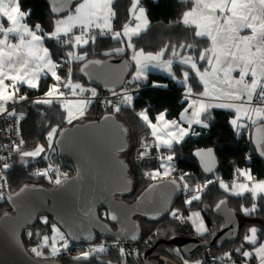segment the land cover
<instances>
[{
  "label": "snow or ice",
  "instance_id": "1",
  "mask_svg": "<svg viewBox=\"0 0 264 264\" xmlns=\"http://www.w3.org/2000/svg\"><path fill=\"white\" fill-rule=\"evenodd\" d=\"M142 2L127 0L121 20L120 0H67L66 7L50 8L52 15L45 30L41 23H31L33 13L24 0H0V120L5 122V127L0 128V136L14 133L18 137L0 142V150L7 153L0 154V200L5 199V189L12 190L9 176L15 163L19 161L27 166V158L48 161L49 156L42 154L55 151L58 137L64 135L62 125L82 121L93 104L105 107L108 113L105 120L131 109L141 122L144 138L138 144L129 145L128 129L123 128L125 142L117 147L118 154H125L118 159L129 182L137 174L152 181L173 176L170 183L185 194L186 207L201 202L202 194L215 183L213 179H205L193 186L189 183V173H182L178 178L173 175L174 148L186 137L200 134L194 125L208 128L211 110L225 109L233 113L229 124L236 136H243L244 130L257 126V130H264V0H177L183 7L168 22V27L179 30L182 38L171 33L168 41L156 51L137 47L139 38L151 26ZM102 40H110L116 45L111 51L104 52V56H126L130 50L132 55L128 59L134 64L130 79L119 89H108L110 98L104 99L99 98L95 87L75 82L73 71L76 62H83L90 54H95V46ZM47 41L54 42L60 51H54ZM91 63L99 66L101 61ZM87 67L85 64L81 71ZM65 68L67 75H62ZM150 69H159L184 89L182 103L186 106L179 120L167 119V110L154 117L148 108L136 111L135 92L142 87V81L147 80ZM42 84L46 87L42 98L31 100L29 93L33 90L38 93ZM152 86L166 88L168 85L154 82ZM24 102L44 106V111L38 109V113L45 118L48 110L57 112L58 122L49 120L47 125V146L37 144L33 150H23L26 141L21 122L26 116H17V111ZM250 139L255 151L264 158V138L259 143L255 138ZM134 151L136 155L129 162L127 158L132 157ZM193 155L204 162L205 173L213 172L215 160L211 148L198 149ZM247 159L251 160V156ZM146 160L150 162L145 163ZM34 175L46 178L56 186H61L67 179V173H60V169L51 163ZM218 188L227 196L249 201L250 206L244 202L240 204L239 211L244 217L264 214L258 203L264 201V179H258L250 168L236 167L231 183L220 179ZM26 191L28 186L21 188L17 196ZM7 199L10 203L16 202L12 196ZM224 203L225 200H220L216 208ZM91 211L94 209L85 214ZM169 214L174 220L183 222L201 217L199 211L184 217L179 209H169ZM105 216L117 220L110 209H106ZM38 222L50 228V235H43L40 243L31 247L30 252L35 257L50 259L70 253L71 241L79 237L66 233L61 220L50 223V218L45 215ZM195 230L201 235L208 231L202 221ZM27 235L31 239L34 234L29 230ZM84 239L88 245L73 258V264H92L93 261L105 264L103 254L110 248L118 252L117 264H130V257L140 256L137 249L124 246L119 237L110 246L104 242L93 243L92 236ZM129 239L136 241L138 237L132 235ZM151 240L149 237L145 245L149 246ZM44 250H47V256ZM241 257L240 264H264V228L249 227L239 247L234 252L225 251L222 256H214L212 264L217 261L237 264ZM181 259L183 264H207L206 260H193L191 256L181 255ZM107 264L112 261L108 260ZM135 264H139L138 259Z\"/></svg>",
  "mask_w": 264,
  "mask_h": 264
},
{
  "label": "trees",
  "instance_id": "2",
  "mask_svg": "<svg viewBox=\"0 0 264 264\" xmlns=\"http://www.w3.org/2000/svg\"><path fill=\"white\" fill-rule=\"evenodd\" d=\"M26 7L32 10V16L30 18L31 23H41L45 30L49 26V17L52 13L49 10L48 3L44 0H24ZM127 0H120L119 10L121 15V20L123 18ZM142 6L147 9L151 26L150 29L142 34L139 38L137 47L143 48L146 51H156L168 41L169 35L171 33H176V38H182L179 30L171 29L168 27V22L173 20L177 14L180 12L183 5L178 4L177 0H143ZM119 27V25H117ZM47 45L52 46L53 50L59 52L60 49L55 46V43L52 41H47ZM116 45H114L110 40H102L95 46V54H90L87 58L89 59H100L105 60L109 58H121L124 59L129 65L130 71L133 72L134 66L128 57L132 55V52L129 50L127 55L119 56H104L103 53L106 51H111ZM86 61V60H85ZM84 62V61H83ZM83 62H76L74 65V76L76 78L75 82H80L86 87H91L88 85L87 80L81 74L79 67ZM68 69L65 68L62 72V75H67ZM127 78H130L128 74ZM182 78V77H180ZM167 84L166 88H156L153 87V83ZM143 89L141 90L139 96L135 98L136 111H141L145 108L150 110V115L154 117L157 113L167 110V119H177L179 118L183 108L186 106L185 103H182L183 99L181 93L184 89L177 84L175 81H172L166 75L161 74H149L147 83L142 84ZM100 95H107L100 88L95 87ZM46 90V87L43 86L40 91L37 93L35 90L29 93L30 99L43 95V91ZM44 111V106H33L28 102H24L22 106H18L17 116L24 115L26 118L21 122L23 138L26 141V146L23 150H28L30 148H35L37 144H44L47 146V141L45 139L47 134V125L49 120L53 122H58V114L54 110H48L47 118L38 113ZM108 114L107 111L100 109L98 104H93L88 109V114L86 118L78 122H87L93 121L101 116ZM115 118L121 122L125 127L128 128V142L130 144L139 142L140 139L144 138L145 132L141 126L133 111L131 109H126L119 114L114 115ZM211 120L209 121L208 128H200L194 126L195 131L200 133L199 135H193L185 138V141L176 145L174 148L175 151V169L182 170L183 172L195 173L199 179L203 182L205 179H213L215 183L210 186L202 194L201 202H194L191 207H186L184 205L185 195L183 194L177 201H175L170 209H179L184 217L190 216L192 212L199 211L201 213L200 219L204 223L206 229L208 230L204 235L196 234L193 226L192 220L183 222L174 220L170 214L164 216L160 221H149L146 219L138 220L141 227L143 228V234L140 238V243L135 245L139 253L145 252L151 249L156 243L157 239L161 237L163 240H167L172 235L178 236H199L202 240H209L210 235L218 230L222 225V220L213 215L214 206L222 199H226L229 208H231L238 220H239V231L237 238L233 242L223 244L219 249L213 247L206 251H198L192 259H202L206 260L207 264L209 263V257L211 256H220L225 251H233L236 247L242 243L243 235L247 232V229L251 226H256L258 228H264V214L254 215L252 217H244L239 211L241 202H244L247 206H250L248 200H242V198L230 197L227 194L223 193L222 190L218 188V183L220 179L224 181L231 178L234 174L236 167L240 168H250L253 174L258 179H264V162L256 155L253 146L249 140L243 136H236L232 127L229 124V120L232 118L233 113L228 110L222 109H212L211 110ZM70 126L68 124H63L62 127ZM149 140L151 138L149 137ZM212 148L216 155L219 168L215 174L204 175L196 162L192 157V151L195 149H206ZM56 150L54 152L44 153L43 155H48L49 158L55 159ZM42 155V156H43ZM125 154L121 153L119 156H124ZM136 152L132 153V157H128V161L131 162L132 158L135 157ZM251 156V160H248L247 157ZM28 159V158H27ZM150 161H145L149 163ZM62 173H67V177L72 176L74 173V168L67 162L58 161ZM158 163V162H156ZM44 169L43 161L40 158L36 160L28 159V165L25 166L22 162L17 161L15 167L12 170L9 181L12 185L11 193L17 192L24 185L31 186H43L49 187L50 182L43 177H37L34 173L37 170ZM145 169H141L144 171ZM151 171V169H148ZM152 180L142 177L140 174H137L134 178H131L132 188L131 192L128 195H123L122 198L127 203H132L139 193L151 182ZM261 207V211L264 212V202H258ZM4 212H11L10 205L5 200H0V214ZM99 216L102 220L106 221L105 211H98ZM190 214V215H189ZM49 217V216H48ZM41 218V217H40ZM35 225L31 226L29 229L24 230L21 242L26 248V251L31 255L30 249L32 246L40 243L42 236L45 234L50 235V228L45 226L42 223H39V219ZM50 223L52 222L51 217ZM33 232V237L28 238V231ZM157 230V231H156ZM158 238H156V234ZM37 233L39 235H37ZM154 234V235H153ZM152 237L151 244L149 246L145 245V241ZM97 238H100L97 236ZM177 248L172 245L159 244L155 247L152 252V255L158 254L163 256L164 259L172 262L173 264H183L180 253H177ZM45 251V255H46ZM34 257V256H33ZM117 254L109 251L106 253L104 258L106 260H111L112 262L117 263ZM36 259V257H34ZM43 260L44 258H39ZM57 259L60 264H73L72 260L66 259L65 257L50 258ZM140 258L133 256L130 258V264H135L136 260ZM241 258L237 259V263L240 264ZM254 263V262H253ZM92 264H96L95 261ZM170 264V263H167Z\"/></svg>",
  "mask_w": 264,
  "mask_h": 264
},
{
  "label": "water",
  "instance_id": "3",
  "mask_svg": "<svg viewBox=\"0 0 264 264\" xmlns=\"http://www.w3.org/2000/svg\"><path fill=\"white\" fill-rule=\"evenodd\" d=\"M44 1L48 3L49 10L52 7L59 10L67 6V0ZM96 60L98 59L86 60L79 67L81 71L84 65L88 64V67L81 71L88 85L100 88L104 93H109L110 88L119 89L129 74L127 63L122 59L112 58L99 59L101 61L99 66L91 63ZM106 115L93 121L78 122L63 129L64 135L58 137L59 143L55 147L57 158L70 164L74 168V173L67 177L61 186L24 185L21 188L28 186V191L17 196L20 188L8 195L15 199V203L5 199L10 205L11 212L0 214V264H60L57 259H35L27 253L21 242L24 230L35 225L37 219L45 215L51 217L52 221L61 220L66 233L79 237L71 242H88L84 237L92 236L95 240L98 236L112 241L119 237L122 241L138 244L141 225L132 217L160 221L170 206L181 197V192L170 183L171 180H160L146 186L132 203L115 198L128 195L132 188V183L129 182V177L118 159L121 153H117L118 145L125 142L121 130L127 127L115 116L105 120ZM257 129L258 126L252 128L251 137L259 143L261 138H264V130ZM252 146L255 150L253 143ZM207 149L209 148L202 150ZM196 150L198 149L192 151V157L201 172L204 175L217 172L219 164L214 150L212 149L215 164L211 173L204 172V162L193 155ZM255 153L264 162V158L257 151ZM223 200L225 203L219 209L215 205L212 210L213 215L222 220V225L210 235L209 240H201L197 236L172 235L167 240H159L156 244L174 245L180 255L187 258L193 257L200 250L206 251L213 247L219 249L223 244L233 242L237 238L240 224L235 212L229 208L227 200ZM90 209L94 211L86 215L85 212ZM106 209H110L117 216L116 221L109 219L105 221L100 218L98 211ZM132 235H136L138 239L131 241L129 238ZM149 255L150 251L140 254L142 264H153L148 258ZM107 261L105 260V264Z\"/></svg>",
  "mask_w": 264,
  "mask_h": 264
},
{
  "label": "built area",
  "instance_id": "4",
  "mask_svg": "<svg viewBox=\"0 0 264 264\" xmlns=\"http://www.w3.org/2000/svg\"><path fill=\"white\" fill-rule=\"evenodd\" d=\"M128 87L131 89V86H128ZM141 90H142L141 87H140L138 90H136V92H135V97H137V96L139 95V93H140ZM183 93H184V92L181 93L182 99H183ZM42 96H43V95H40V96H37V97H41V98H42ZM99 98H100V99L110 98V94H108V95H101V96H99ZM33 99H34V98H33ZM98 106H99L102 110H106L105 107H104L103 105H99V104H98ZM4 127H5V122H4L3 120H0V128H4ZM13 139H18V137H16L14 133L11 134V135L0 136V142H3V141H11V140H13ZM0 154H7V153H6V150H0ZM58 161H60V160L57 158L56 155H55V159H51V158H49L48 161H43L44 169L47 167V165H48L49 163H51V164H53V166L58 167V168L60 169V173H62V171H61V167H60ZM180 174H182V170H177V169H175V172H174L173 175H175V176L178 178ZM189 174H190V177H191V178L189 179V182H191V184H193V186H194L195 182H200V183H202L199 179H197V177H196L194 174H192V173H189ZM172 178H173V176H172ZM62 179H63V177H62ZM231 180H232V178L229 179V180H227L226 183H231ZM49 185H50V187H55V186H56V185L53 184V183H50ZM10 194H12V193H10L7 189L4 190L5 199H6V198L8 197V195H10ZM5 199H4V200H5ZM101 242H104V243H106V244L109 245V246L113 243V241H109V240H105V241H97V242H95V243L98 244V243H101ZM122 242H123V245H124V246H126V247H128V248H130V249H131V248H135V249H137L136 246H135L136 244H134L133 242H127V241H122ZM71 244H72V250L70 251V253L62 254V256L65 255V256H69V257H75L74 255H72V251H73L74 248H76L77 251L79 252L80 250H83V248L87 247V245H79V244H73V243H71ZM109 251H112V252H114V253H116V254L118 255V252H117L115 249H111V248H110ZM222 255H223V254H222ZM222 255H220V256H222ZM213 257H214V256L209 257V263H211V264H212V258H213ZM216 257H219V256H216ZM130 258H131V257H130ZM217 264H220V262L217 261Z\"/></svg>",
  "mask_w": 264,
  "mask_h": 264
},
{
  "label": "flooded vegetation",
  "instance_id": "5",
  "mask_svg": "<svg viewBox=\"0 0 264 264\" xmlns=\"http://www.w3.org/2000/svg\"><path fill=\"white\" fill-rule=\"evenodd\" d=\"M192 174H193V172H192ZM160 180H172V176H169L167 179H157V180H155V181H160ZM151 182H154V181H151ZM150 182V183H151ZM149 183V184H150ZM190 184H191V182H189ZM148 184V185H149ZM147 185V186H148ZM181 187H182V185H181ZM144 190V189H143ZM142 190V191H143ZM141 191V192H142ZM140 192V193H141ZM139 193V194H140ZM184 194V193H183ZM185 195V194H184ZM178 200V199H177ZM104 211V210H103ZM107 219V218H106ZM132 219H134V220H143V219H145V218H142V217H136V216H133L132 217ZM147 220V219H146ZM149 221H151V220H149ZM152 222H155V221H152ZM112 227V229H115V227L114 226H111ZM142 234H143V228L141 227L140 228V237L142 236ZM105 240H109V239H106V238H102V237H100V238H97V236H96V238H95V240L93 241V243H95V242H97V241H105ZM159 240H163V239H161V238H158L157 239V241H156V243L159 241ZM109 241H112V240H109ZM71 243H73V244H79V245H88V242H71ZM154 244V246L151 248V249H149V250H147V251H150V255H149V260L153 263V264H161V263H164L165 261H163V260H165L164 259V257L163 256H160V255H158V254H154V255H152V252H153V250L155 249V247L157 246V245H159V244ZM160 244H162V243H160ZM31 255L32 256H34V254H32L31 253ZM72 255H74V256H77L78 255V251H77V249L76 248H74L73 249V251H72ZM35 257V256H34ZM62 257H65L66 259H69V260H72L73 261V258L74 257H69V256H65V255H63ZM37 258V257H36ZM38 259V258H37ZM141 260V259H140ZM141 264H142V260H141ZM165 264H167V263H165Z\"/></svg>",
  "mask_w": 264,
  "mask_h": 264
},
{
  "label": "rangeland",
  "instance_id": "6",
  "mask_svg": "<svg viewBox=\"0 0 264 264\" xmlns=\"http://www.w3.org/2000/svg\"><path fill=\"white\" fill-rule=\"evenodd\" d=\"M133 66H134V64H133ZM134 71V70H133ZM149 74H161V75H166V74H164L163 72H161L159 69H150L149 70V73H147V77H148V75ZM167 76V75H166ZM147 80H148V78H147ZM147 80H145V81H142V84H145V83H147ZM77 121H74V124L76 123ZM186 126V125H185ZM149 142H152L151 140H149ZM129 145H130V143H129ZM34 148H30V149H28V150H26V151H29V150H33ZM43 155V154H42ZM28 159H30V158H28ZM116 199H120V197H118V196H116L115 197ZM190 215V214H189ZM201 219H199V220H197L195 217H193V219H192V226H193V228H194V230L196 229V227L201 223ZM157 231V230H156ZM156 231L154 232V234H156ZM195 232H196V230H195ZM153 234V235H154ZM196 234H198L199 235V233H197L196 232ZM156 238H158V236H157V234H156ZM161 238V237H160ZM44 251H46L47 252V250H44ZM48 255V253H46V255L45 256H47ZM163 261H165L164 263H161V264H165V263H170V264H173L172 262H170V261H168V260H163Z\"/></svg>",
  "mask_w": 264,
  "mask_h": 264
},
{
  "label": "clouds",
  "instance_id": "7",
  "mask_svg": "<svg viewBox=\"0 0 264 264\" xmlns=\"http://www.w3.org/2000/svg\"><path fill=\"white\" fill-rule=\"evenodd\" d=\"M128 79H130V78H126V80H128ZM125 80V81H126ZM124 81V82H125ZM124 84V83H123ZM142 89H143V87H141ZM141 92V91H140ZM184 92V91H183ZM108 94H110V93H107V95ZM140 94V93H139ZM101 96V95H100ZM139 96V95H138ZM137 96V97H138ZM137 97H135V98H137ZM101 109V108H100ZM105 111H107V110H105ZM63 129H64V127H62ZM251 130H252V128H249V129H246V130H244V137L246 138V140H249L250 141V143H251V139H250V137H251ZM235 133V132H234ZM251 145H252V143H251ZM56 150V149H55ZM56 156H57V153L55 154ZM257 155V154H256ZM61 161V160H60ZM62 162H64V161H62ZM200 169V168H199ZM201 171V170H200ZM216 173V172H215ZM215 173H213V174H215ZM196 177H197V179H199L198 178V176L195 174V173H193ZM210 175H212V174H210ZM208 176V175H207ZM233 176H234V174H233ZM233 176L231 177V178H233ZM231 178H229V179H231ZM229 179H227V180H229ZM202 183H203V181L201 180V179H199ZM227 180H225V182L227 181ZM49 187H50V185H49ZM183 195V193L181 192V196ZM168 213H169V210L167 211V213H166V215H168ZM165 215V216H166ZM140 237V236H139ZM197 237H199V236H197ZM200 238V237H199ZM140 239V238H139ZM201 239V238H200ZM202 240V239H201ZM128 242V241H127ZM134 243V242H133ZM140 243V242H139ZM138 243V244H139ZM134 244H136V243H134ZM137 245V244H136ZM112 252V251H111ZM106 254H103V256H105ZM30 256H32V255H30ZM118 256V255H117ZM33 257V256H32ZM105 259V258H104ZM130 259V258H129ZM106 260V259H105ZM112 263H115V262H112ZM237 264H239V263H237Z\"/></svg>",
  "mask_w": 264,
  "mask_h": 264
},
{
  "label": "bare ground",
  "instance_id": "8",
  "mask_svg": "<svg viewBox=\"0 0 264 264\" xmlns=\"http://www.w3.org/2000/svg\"><path fill=\"white\" fill-rule=\"evenodd\" d=\"M112 59L117 60V59H121V58H116V57H114V58H112ZM122 60H124V59H122ZM124 61H125V60H124ZM125 62H126V61H125ZM126 63H127V62H126ZM127 65H128V64H127ZM128 67H129V65H128ZM79 70H80V69H79ZM129 71H130V68H129ZM80 72H81V71H80ZM81 74H82V73H81ZM39 98H41V97H35L34 100H35V99H39ZM182 173H188V172H183V171H182ZM110 182H111V181H110V178H109V179H108V185H110ZM172 246L175 247L174 245H172Z\"/></svg>",
  "mask_w": 264,
  "mask_h": 264
},
{
  "label": "crops",
  "instance_id": "9",
  "mask_svg": "<svg viewBox=\"0 0 264 264\" xmlns=\"http://www.w3.org/2000/svg\"><path fill=\"white\" fill-rule=\"evenodd\" d=\"M148 73H149V71H148ZM222 110H225V109H222ZM181 115V114H180ZM188 117L186 116V119H187ZM180 119V116H179V118H178V120ZM194 126H196V125H194ZM197 127H200V128H202L201 126H197ZM264 202V201H263ZM254 264V263H253Z\"/></svg>",
  "mask_w": 264,
  "mask_h": 264
}]
</instances>
